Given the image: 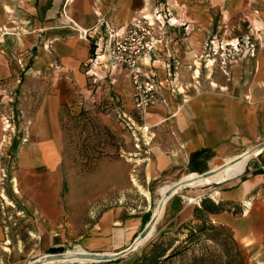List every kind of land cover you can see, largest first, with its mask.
Listing matches in <instances>:
<instances>
[{
    "label": "crops",
    "instance_id": "crops-1",
    "mask_svg": "<svg viewBox=\"0 0 264 264\" xmlns=\"http://www.w3.org/2000/svg\"><path fill=\"white\" fill-rule=\"evenodd\" d=\"M158 1L0 0V115L11 108L26 138L22 146L14 140L12 147L24 212L18 232H24L8 234L0 219V264H28L53 249L65 250L67 243H76L71 251L78 254L128 249L154 212L134 215L127 204L120 205L125 199L118 196L131 189L127 170L148 195L177 182L189 186L165 201L140 245L164 235L174 238L170 250L173 243H187L182 233L194 226V209L207 198L221 205L207 214L208 221L227 228L256 264H264V0H168L178 20L170 32L178 80L188 95L164 92L165 103L139 121L130 80L120 69L98 68L99 83L90 85L85 69L92 46L78 31L103 19L125 24L134 11L151 12ZM246 37L256 45L254 57L222 65L204 51L210 39L224 48ZM145 64L164 78L160 54ZM75 121L96 123V135L108 139L109 155L118 141H130L137 151L123 150L132 158H102L81 171L68 153L67 135ZM236 163L221 179L220 173ZM197 184L213 186L193 191ZM136 257L133 251L116 260L131 263Z\"/></svg>",
    "mask_w": 264,
    "mask_h": 264
},
{
    "label": "built area",
    "instance_id": "built-area-1",
    "mask_svg": "<svg viewBox=\"0 0 264 264\" xmlns=\"http://www.w3.org/2000/svg\"><path fill=\"white\" fill-rule=\"evenodd\" d=\"M175 25H178V20L173 17L168 0H159L153 11L136 10L125 24L117 25L103 19L90 28L80 29L79 38L90 41L92 46V54L85 69V74L90 77V85L96 86L99 83L98 68L107 69L110 66L120 69L130 80L133 111L139 121H143L152 107L165 103L164 92L185 99L188 95L187 87L179 83V60L172 50L175 40L170 32ZM255 49L256 45L248 37L225 45L224 48L216 47L214 39L208 40L204 45L206 55L218 56L222 65L244 56L254 57ZM153 54H160L163 58L164 78H159L152 65L145 64L152 62ZM207 63L204 62V67ZM198 77L199 72L192 79ZM12 98L13 94L8 96V104L13 103ZM121 118L133 127L125 115H121ZM0 120V219L8 234L19 237L18 226L24 212L21 208L16 209L19 190L13 176L16 155L12 147L14 140L22 146L26 138L20 135L16 115L11 108L0 115ZM144 131L147 129L144 128Z\"/></svg>",
    "mask_w": 264,
    "mask_h": 264
},
{
    "label": "rangeland",
    "instance_id": "rangeland-1",
    "mask_svg": "<svg viewBox=\"0 0 264 264\" xmlns=\"http://www.w3.org/2000/svg\"><path fill=\"white\" fill-rule=\"evenodd\" d=\"M96 121V120H95ZM97 122V121H96ZM95 123V122H93ZM82 125L81 122L75 121L71 123V127L69 128L67 140H68V153L69 158L72 165L81 171H87L92 168L95 161L100 160L106 157H112L119 159L132 158L131 155H125L123 150H131L137 149L138 147H133V144L129 142L118 141L115 145H111L109 155V143L108 139L102 140L99 135H96L94 131V127L96 123L92 125ZM95 133V134H94ZM135 149V150H136ZM137 151V150H136ZM118 167V172H119ZM124 171V168H122ZM126 172H130L127 178V184L131 185L130 191L128 190L126 194L122 193L118 196V199L124 197V201L120 205L127 204V207H130L129 211L132 214H138L144 212L149 209L154 212V209L157 205V201L160 196L164 197V193L166 189L161 190V194L158 193V188L150 190V194H146L139 187L141 186V182L136 181L134 177V173H131V170H127ZM213 185H201L197 186L194 190H202L207 189ZM8 190L10 191L9 187ZM11 192V191H10ZM182 196H186L187 193L182 191L180 193ZM211 194V193H210ZM18 204H16V209L22 208L19 206L21 200L17 198ZM191 202V201H190ZM119 205V202L118 204ZM159 216V215H158ZM217 231L218 242H214L209 240L210 233H204L197 235L190 242L185 244H174L175 248L178 249V255L161 262L160 264H256L253 256L247 252L246 248L239 242L234 241L230 234V231L227 228H224L220 225H213ZM24 230H21V233L18 235H22ZM182 234L188 235L187 232ZM26 235V234H25ZM29 235V234H28ZM182 235L178 238L181 240ZM173 236L164 235L162 237H156L152 241L144 244L138 245L134 250V254L137 255L136 258H139L145 251H148L154 244H161L167 246L172 241ZM30 241L31 243L34 242ZM76 247V243H67L64 252L66 253L71 251ZM63 254V255H64ZM62 255V256H63ZM72 260H77L76 257H70ZM135 258V259H136ZM134 259V260H135ZM42 261V260H37ZM48 264H65L62 262L48 263ZM118 264H130L128 259L125 261H119Z\"/></svg>",
    "mask_w": 264,
    "mask_h": 264
},
{
    "label": "trees",
    "instance_id": "trees-1",
    "mask_svg": "<svg viewBox=\"0 0 264 264\" xmlns=\"http://www.w3.org/2000/svg\"><path fill=\"white\" fill-rule=\"evenodd\" d=\"M221 209V205H215L212 201L207 198L201 200L199 206L194 209V219L196 223L191 229L188 230L186 242H190L197 235L210 233L209 240L218 242L217 231L207 219V214L216 213ZM233 239V238H232ZM234 240V239H233ZM235 241V240H234ZM172 248V242L167 246L161 244H154L148 251H145L139 258H136L130 264H160L175 255H178L179 251L177 248ZM62 248L53 249L51 254L62 253ZM118 264L119 260L112 262Z\"/></svg>",
    "mask_w": 264,
    "mask_h": 264
},
{
    "label": "water",
    "instance_id": "water-1",
    "mask_svg": "<svg viewBox=\"0 0 264 264\" xmlns=\"http://www.w3.org/2000/svg\"><path fill=\"white\" fill-rule=\"evenodd\" d=\"M225 166V165H223ZM222 166V167H223ZM208 173V172H207ZM205 174H203L204 176ZM184 187H189L188 185H185L181 182H177L176 184L170 186L164 193V199L168 200L169 198H171L178 189L184 188ZM158 216L153 215L150 220L148 221V223L144 226V228L142 229V231L138 234V236L136 237L135 241L131 244V246L124 250L123 252H120L119 254H95V253H88L85 252L83 256H86L88 258H90L92 261H89L91 263H95V262H111L114 261L130 252H133L136 247L138 245H140L143 241H145L148 236H150V230L152 227H155V222L157 220ZM64 253H58V254H46L44 256L41 257V259H45L47 261H54L56 262V259L58 257H61ZM40 259V258H38ZM37 259L29 262L28 264H40L39 262H36ZM87 263V262H85ZM70 264H78V262H73Z\"/></svg>",
    "mask_w": 264,
    "mask_h": 264
},
{
    "label": "bare ground",
    "instance_id": "bare-ground-1",
    "mask_svg": "<svg viewBox=\"0 0 264 264\" xmlns=\"http://www.w3.org/2000/svg\"><path fill=\"white\" fill-rule=\"evenodd\" d=\"M244 157V156H243ZM238 163H236V164H231L230 166H228L226 169H225V171L224 172H222V173H220V175H221V179L222 178H224L225 176H228V170H229V168H231L232 170L234 169L235 170V167H236V165H237ZM234 167V168H233ZM210 180H213V179H210ZM200 182H202L201 184H203V183H206V182H209V180L208 179H206V181L205 180H199ZM198 186H199V184H197ZM165 199L162 197V196H160V200H159V202H158V204H157V207H156V210L154 211V215L155 216H158L159 215V213H160V211H161V209H162V206H163V204L165 203ZM153 230H154V227H153ZM84 253L85 252H83V253H75L74 251H68V252H66L63 256H61V257H58L57 259H56V262H62V261H65L67 258H70V257H76V259L78 260V261H81V262H79V263H85V262H89V261H92L90 258H88V257H86V256H83L84 255ZM37 260H42L41 262H39L40 264H45V263H55L54 261H47V260H45V259H37ZM65 264H70L69 262H64Z\"/></svg>",
    "mask_w": 264,
    "mask_h": 264
}]
</instances>
